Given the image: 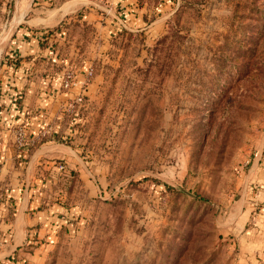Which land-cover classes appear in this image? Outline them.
I'll return each mask as SVG.
<instances>
[{"label": "rangeland", "instance_id": "1", "mask_svg": "<svg viewBox=\"0 0 264 264\" xmlns=\"http://www.w3.org/2000/svg\"><path fill=\"white\" fill-rule=\"evenodd\" d=\"M6 131L21 264H264V0H0Z\"/></svg>", "mask_w": 264, "mask_h": 264}, {"label": "crops", "instance_id": "2", "mask_svg": "<svg viewBox=\"0 0 264 264\" xmlns=\"http://www.w3.org/2000/svg\"><path fill=\"white\" fill-rule=\"evenodd\" d=\"M43 1L50 3L57 2L58 0ZM67 13L66 8L62 9V7H59L51 19V25L56 24ZM33 134L35 133H32V138L35 136ZM11 137L12 133L8 131L1 133L0 157L3 160L0 163V189H2L0 191L6 189L7 195L4 196L3 192L0 194V264L23 263V260L30 257L25 252L28 247L26 246L28 239L31 242L33 240L32 235L34 234H37L38 238H45L51 233L49 230L51 218H48V212H34L31 209L38 208L36 201H32L34 206L32 205L33 207L31 208L29 196L26 192H14L19 189V182L16 178V172L13 171V166L11 167L13 150L11 144L6 142V139L11 140ZM11 198H16V202L10 203L9 200Z\"/></svg>", "mask_w": 264, "mask_h": 264}, {"label": "built area", "instance_id": "3", "mask_svg": "<svg viewBox=\"0 0 264 264\" xmlns=\"http://www.w3.org/2000/svg\"><path fill=\"white\" fill-rule=\"evenodd\" d=\"M72 81H73V75L71 73H67L65 75L64 87L67 88V87L71 86ZM62 168H63L62 166H59V169H62Z\"/></svg>", "mask_w": 264, "mask_h": 264}, {"label": "trees", "instance_id": "4", "mask_svg": "<svg viewBox=\"0 0 264 264\" xmlns=\"http://www.w3.org/2000/svg\"><path fill=\"white\" fill-rule=\"evenodd\" d=\"M3 63H1V65H2Z\"/></svg>", "mask_w": 264, "mask_h": 264}]
</instances>
